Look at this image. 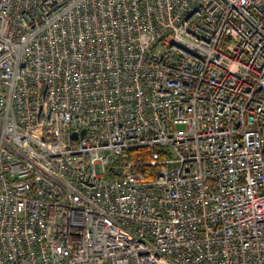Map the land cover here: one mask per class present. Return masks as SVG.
Wrapping results in <instances>:
<instances>
[{"label": "built area", "instance_id": "1", "mask_svg": "<svg viewBox=\"0 0 264 264\" xmlns=\"http://www.w3.org/2000/svg\"><path fill=\"white\" fill-rule=\"evenodd\" d=\"M0 264H264V0H0Z\"/></svg>", "mask_w": 264, "mask_h": 264}, {"label": "trees", "instance_id": "2", "mask_svg": "<svg viewBox=\"0 0 264 264\" xmlns=\"http://www.w3.org/2000/svg\"><path fill=\"white\" fill-rule=\"evenodd\" d=\"M130 155L132 158H142L147 160L149 158V151L146 149H137L133 150Z\"/></svg>", "mask_w": 264, "mask_h": 264}, {"label": "rangeland", "instance_id": "3", "mask_svg": "<svg viewBox=\"0 0 264 264\" xmlns=\"http://www.w3.org/2000/svg\"><path fill=\"white\" fill-rule=\"evenodd\" d=\"M180 129H181V127H180Z\"/></svg>", "mask_w": 264, "mask_h": 264}, {"label": "water", "instance_id": "4", "mask_svg": "<svg viewBox=\"0 0 264 264\" xmlns=\"http://www.w3.org/2000/svg\"><path fill=\"white\" fill-rule=\"evenodd\" d=\"M112 170V169H111Z\"/></svg>", "mask_w": 264, "mask_h": 264}]
</instances>
